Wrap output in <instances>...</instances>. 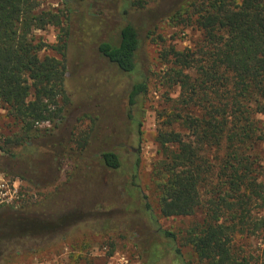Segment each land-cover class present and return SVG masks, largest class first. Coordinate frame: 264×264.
<instances>
[{
    "label": "trees",
    "instance_id": "obj_1",
    "mask_svg": "<svg viewBox=\"0 0 264 264\" xmlns=\"http://www.w3.org/2000/svg\"><path fill=\"white\" fill-rule=\"evenodd\" d=\"M69 1L63 0L62 12H54L40 11L36 0H0V109L18 128L0 151L8 161L21 163L27 178L38 177L43 183L40 175L48 159L49 170L55 171L64 159L74 162L69 181L42 202L27 201L19 210L6 208L11 215L6 227L0 228V262L13 255L18 244L49 235L45 245L50 246L77 229L92 228L98 222L96 215L110 211L117 215L121 210L115 218L102 219L100 227L121 236L132 233L134 225L141 227V235L146 228L152 232L145 236L151 264L164 259L166 248L180 259L177 236L157 227L150 203L136 183L135 166L121 200L116 195L119 199L95 207L86 200L96 175L88 173L89 166L80 168L78 162L90 155L98 125L80 139L74 136V126L68 134L60 133L71 104L65 86L69 45L79 50L77 33L88 36L87 30L92 32L93 27L83 4L70 8ZM129 1L105 0L119 11V21L111 24L115 34L108 32L99 39L103 29L110 27V17L91 16L98 28L90 39L98 57L133 76L123 101L130 125L139 132L138 112L148 88L140 51L145 39L155 41L152 24L159 16L148 11L142 0ZM168 19L174 25L192 27L199 36L190 47L167 46L159 52L165 66L164 83L178 91L156 115L159 158L152 166L151 179L160 215L200 216L182 236V245L189 246L198 261L250 264L252 256L241 255L236 240L264 237V0H180ZM47 26L60 30L57 44L50 47L57 56H40L46 46L33 32ZM113 103L100 117L90 119L93 124L101 120L99 135L122 121L116 118ZM44 123L49 128H40ZM73 141L76 149L71 147ZM114 150L94 149L99 168L109 174L122 168ZM113 185L119 186L118 179ZM138 203L143 210L137 208ZM152 243L161 245L160 257L153 254Z\"/></svg>",
    "mask_w": 264,
    "mask_h": 264
},
{
    "label": "rangeland",
    "instance_id": "obj_2",
    "mask_svg": "<svg viewBox=\"0 0 264 264\" xmlns=\"http://www.w3.org/2000/svg\"><path fill=\"white\" fill-rule=\"evenodd\" d=\"M39 3V10H52L62 12L65 8L63 0H36ZM69 1V0H68ZM131 0L129 2H133ZM148 11L152 10L159 19L154 24L152 41L150 38L143 41V47L140 51V61L143 63L142 73L147 78V92L143 96L140 105V128H132L127 118V110L123 98L127 88L133 82V76L120 73L114 66L98 57L96 46L90 38H93V32L97 31V21L92 20L91 16L110 17V27L103 29L99 39L106 37V34L112 31L111 24L118 22L119 11L115 9L112 3L105 4V0H70V8H76L77 4H83L85 15L89 18V25L93 31L88 36H82L77 33L81 40L80 49H72L69 45L70 62L65 75V86L70 94L71 104L65 119L61 124L60 135L68 134L70 127L74 126V136L81 138L85 136L96 125H101V120H95L96 124L91 122V117L99 116L114 100V113L116 118L122 119L121 122L111 124L101 135L95 129L93 143L94 147L90 149V155L85 156L78 164L81 167L89 166L88 173L96 175L91 183L92 193L87 197L92 207L104 201L114 200V197L121 200L124 195L123 187L134 175L133 167L137 168L136 175L138 185L141 191L146 195L152 212L155 215L158 225L162 230H168L176 234L177 245L180 249V259L176 258L172 250H163L164 259L155 264H206L196 259L192 249L187 245H182V236L186 229L194 221L199 220V215L194 217H170L164 218L160 215L158 207V195L155 184L151 179L153 164L158 160L157 145L155 143L158 112L167 108L170 101L167 98H175L178 91L174 88L169 89L164 83L165 66L159 58V52L167 46H173L175 49L182 50L190 47L192 41L197 39L199 33L192 27L174 25L168 19L169 11L176 6L180 0H142ZM121 4V3H120ZM145 11V10H144ZM151 25V26H152ZM109 30V31H108ZM107 31V32H105ZM60 30L54 26H47L43 30H35L33 35L41 41L46 49L40 52V56H57L51 51L50 47L58 42ZM86 36V37H85ZM163 42H161V39ZM161 42V43H160ZM75 46V45H74ZM73 46V47H74ZM89 116V117H88ZM122 117V118H121ZM264 122V119H263ZM40 128H49V124L44 123ZM18 130L11 118L6 116L3 109H0V148H7L4 144L5 139L12 136ZM137 130V131H136ZM49 137L46 143H49ZM74 140V139H73ZM72 148L76 149L77 144L73 141ZM115 148L119 155L122 168L115 173H107L99 168L96 159L95 148ZM46 161V160H45ZM45 172L39 178L33 181L27 178L21 171L18 161L10 162L0 151V177L8 184H16L19 188L20 201L17 207H0V220H6V214L16 208L25 206L29 201L32 204L42 202L57 186L69 181L74 169V162L71 159H64L60 164L59 171L49 170V159L44 162ZM137 164V166H136ZM119 186L113 185L116 180ZM121 178V179H119ZM41 183V184H40ZM89 183V184H90ZM43 184V185H42ZM118 195V197L116 196ZM9 208V209H6ZM137 208L143 210V205L137 204ZM98 210V209H97ZM100 211V210H99ZM101 212V211H100ZM122 210L117 215L114 211L103 212L96 215L97 221L92 228L77 229L68 237L59 239L53 245L49 244V235L47 240L42 237L35 238L25 245H17L15 253L1 264H151L149 261V252L146 248V237L152 235L150 230L143 228L144 235H141V227L134 225L132 233H124L121 236L119 232H111L100 227V222L104 218H115L122 214ZM139 211H134L135 216ZM119 214V215H118ZM133 214V215H134ZM140 215V214H139ZM22 216V215H20ZM96 221V220H95ZM94 221V222H95ZM6 222V221H5ZM138 228V229H137ZM155 227L152 228L154 231ZM106 231V232H104ZM49 234V233H48ZM149 235V236H150ZM144 238V239H143ZM237 246H240L241 255H251L250 264H264V237L261 235L249 236L246 239H237ZM47 244L45 245V243ZM44 245V246H43ZM153 254L161 256L162 249L158 243H152Z\"/></svg>",
    "mask_w": 264,
    "mask_h": 264
},
{
    "label": "built area",
    "instance_id": "obj_3",
    "mask_svg": "<svg viewBox=\"0 0 264 264\" xmlns=\"http://www.w3.org/2000/svg\"><path fill=\"white\" fill-rule=\"evenodd\" d=\"M20 201L19 188L0 177V207H15Z\"/></svg>",
    "mask_w": 264,
    "mask_h": 264
},
{
    "label": "flooded vegetation",
    "instance_id": "obj_4",
    "mask_svg": "<svg viewBox=\"0 0 264 264\" xmlns=\"http://www.w3.org/2000/svg\"><path fill=\"white\" fill-rule=\"evenodd\" d=\"M16 207H17V206H16ZM19 209H20V208H16L15 210H19ZM10 215H11V212H7V214H6V216H5V217L8 216L7 219L5 220L6 222H5L4 220H0V228L3 227V226L6 227V226H5V223H7V222L10 221V220H9Z\"/></svg>",
    "mask_w": 264,
    "mask_h": 264
}]
</instances>
